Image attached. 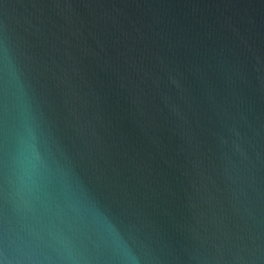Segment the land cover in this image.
<instances>
[{"label":"water","instance_id":"water-1","mask_svg":"<svg viewBox=\"0 0 264 264\" xmlns=\"http://www.w3.org/2000/svg\"><path fill=\"white\" fill-rule=\"evenodd\" d=\"M0 264H264V0H0Z\"/></svg>","mask_w":264,"mask_h":264}]
</instances>
